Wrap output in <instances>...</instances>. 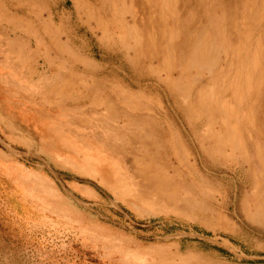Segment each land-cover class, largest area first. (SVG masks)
Segmentation results:
<instances>
[{
	"label": "rangeland",
	"instance_id": "374dc122",
	"mask_svg": "<svg viewBox=\"0 0 264 264\" xmlns=\"http://www.w3.org/2000/svg\"><path fill=\"white\" fill-rule=\"evenodd\" d=\"M221 1L230 46L207 36L211 67L178 81L194 108L181 124L176 69H158L163 83L132 53L130 0H0V264H264V0ZM190 3L180 14L206 32L208 6ZM136 95L165 109L172 167L140 155L133 126L121 133L122 111L147 108ZM209 126L232 136L230 157L203 141ZM156 173L174 201L152 197Z\"/></svg>",
	"mask_w": 264,
	"mask_h": 264
},
{
	"label": "bare ground",
	"instance_id": "6f19581e",
	"mask_svg": "<svg viewBox=\"0 0 264 264\" xmlns=\"http://www.w3.org/2000/svg\"><path fill=\"white\" fill-rule=\"evenodd\" d=\"M122 1V0H120ZM131 5L134 6L137 12H139L143 18V27L139 29V32L134 28V31L129 30L128 40L132 44V53H134V48L137 49L141 56L144 58V64H154L156 66L147 65L148 69L152 73L159 76V80L166 83V80L161 78L162 75L159 68H171L176 69L174 71V79L169 81L172 84L174 90L175 86L178 84L180 79H197L200 74L211 67L206 64L211 56L214 55L213 50H211L210 43L207 41V36L211 37L210 41L212 44H215L220 40L222 45L225 47L230 46V41L228 38L224 37L223 39H217L216 34L219 38L218 32H223L226 28H231V23H227L223 19H218L217 17V8L219 5H223L224 13H229V5L219 4L221 0H190L193 5L199 6H208L205 12H199L200 20H205L208 22L207 31L205 32L204 28H199L197 24V15L196 13H187L184 17L180 14L182 3L186 0H130ZM190 3V4H191ZM121 8V7H120ZM225 14V18L228 15ZM209 16V17H208ZM132 28V27H131ZM240 28L237 31H242ZM209 37V38H210ZM262 42H264V36H262ZM191 48L188 50V48ZM188 47V48H187ZM264 58V57H262ZM264 64V60L262 61ZM264 66L261 67V72L263 71ZM156 71V72H154ZM173 74V75H174ZM223 74V76H225ZM219 77V76H218ZM259 74V79H260ZM222 80V78H221ZM221 82V81H220ZM259 82V81H258ZM257 82V83H258ZM208 83V82H207ZM222 82L219 84L221 85ZM253 87L254 84H250L249 92L247 93L246 100H251L253 103ZM233 92L236 88L230 84ZM231 90V89H230ZM129 94L128 92H124ZM197 104L203 107L206 103L204 99H207L206 96L202 97L197 91ZM211 95L220 94L218 92H210ZM238 94H232L228 96L227 102L228 107L230 108V103L233 102ZM143 96V95H142ZM174 97V94H172ZM175 96L179 102V112L181 113V124H183V114L184 112L190 114L194 111L193 105L188 97L183 93L177 92L175 90ZM136 98L142 103H145L146 109L140 108L136 103L128 107L131 110H125L121 113V133L130 132V126H133L135 133L128 135L130 139H135V142L138 144V150L140 155H150L154 159V167L157 168L159 165L168 163L172 167V161L167 154L163 153V158L160 156L159 151L162 143L166 140V132L171 133V128L167 124V121L162 119L160 115L165 109L157 105L156 108H150L153 103L159 102L157 97L143 96L140 97L136 95ZM137 100V101H138ZM155 101V102H153ZM203 105V106H202ZM252 106V105H251ZM250 106V107H251ZM123 107V106H122ZM206 111L209 113H217L222 116L223 113L231 114V108H215L210 104L204 106ZM249 107V108H250ZM125 108V107H123ZM247 108V110L249 109ZM150 109V110H149ZM134 110V111H132ZM160 110V111H159ZM166 112V111H165ZM117 115L115 118H118ZM165 116V115H162ZM226 117V115H224ZM248 122L250 126L256 127V123L253 122L252 116L247 115ZM225 121L226 118H223ZM209 125H214L213 122H209ZM208 132L210 133V139L214 140L213 150L216 153L227 154L228 157L233 153V149H230V146L233 147L232 136L230 138H222V136L216 132L212 126L205 127L202 130L203 141L210 142L208 138ZM166 135V136H165ZM125 136V135H124ZM234 138V136H233ZM157 142V144L155 143ZM181 147L184 145L181 143ZM200 149H203V146H198ZM264 149V143H263ZM232 151V153H231ZM157 152L159 155H157ZM206 155V152L204 153ZM189 159V157H187ZM160 159V160H159ZM159 160V161H158ZM171 161V163H170ZM141 163V161H140ZM138 174L146 175L147 171L142 165L138 167ZM182 172V171H181ZM185 174V173H184ZM182 175V174H181ZM254 177V175H253ZM162 179V176L158 173L152 176V181L150 185V190L153 193L152 197L162 198L163 201L169 203L171 200L174 201L176 195L174 192L169 193L165 188L164 184L159 180ZM264 178V176H263ZM185 179L188 177L185 175ZM264 180V179H263ZM163 184V185H162ZM148 189V188H147ZM150 195V194H149ZM181 203H184V200H181ZM185 204V203H184ZM183 204V205H184Z\"/></svg>",
	"mask_w": 264,
	"mask_h": 264
},
{
	"label": "crops",
	"instance_id": "0c3cea01",
	"mask_svg": "<svg viewBox=\"0 0 264 264\" xmlns=\"http://www.w3.org/2000/svg\"><path fill=\"white\" fill-rule=\"evenodd\" d=\"M211 188V187H210ZM214 189V187H212Z\"/></svg>",
	"mask_w": 264,
	"mask_h": 264
}]
</instances>
